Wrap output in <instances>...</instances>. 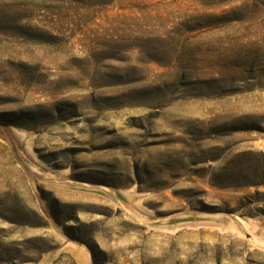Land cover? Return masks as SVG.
<instances>
[{"label": "rangeland", "instance_id": "rangeland-1", "mask_svg": "<svg viewBox=\"0 0 264 264\" xmlns=\"http://www.w3.org/2000/svg\"><path fill=\"white\" fill-rule=\"evenodd\" d=\"M0 264H264V0H0Z\"/></svg>", "mask_w": 264, "mask_h": 264}]
</instances>
